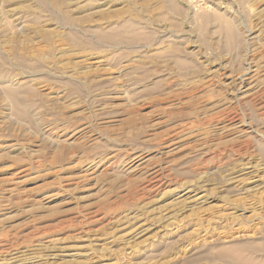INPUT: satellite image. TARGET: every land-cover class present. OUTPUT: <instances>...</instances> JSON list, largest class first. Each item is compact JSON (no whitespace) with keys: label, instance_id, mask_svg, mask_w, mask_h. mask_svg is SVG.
Listing matches in <instances>:
<instances>
[{"label":"rangeland","instance_id":"rangeland-1","mask_svg":"<svg viewBox=\"0 0 264 264\" xmlns=\"http://www.w3.org/2000/svg\"><path fill=\"white\" fill-rule=\"evenodd\" d=\"M260 104L264 0H0V264H264Z\"/></svg>","mask_w":264,"mask_h":264},{"label":"bare ground","instance_id":"bare-ground-1","mask_svg":"<svg viewBox=\"0 0 264 264\" xmlns=\"http://www.w3.org/2000/svg\"><path fill=\"white\" fill-rule=\"evenodd\" d=\"M245 49L247 50V47H245ZM245 50V51H246ZM248 52V51H247ZM246 56V55H245ZM257 67V66H256ZM255 69V68H254ZM254 69H253V72H254ZM251 72H252V70H251V66H250V64L249 63H247V66L246 67H244V69H243V73L242 74H239V75H237V76H235V78L233 79L232 78V76L230 77V75L229 74H227V73H222L221 74V76H223L224 78H226L227 80H230L228 83H226V81H223L222 82V84H224L223 86H225V87H228V89H226V90H229L230 92H235V93H237L240 89H242V88H244L245 87V90L247 89V91H249L250 89V86H252L253 84V82H254V79H252L253 78V75H250L251 74ZM252 72V73H253ZM217 78V77H216ZM257 80V79H256ZM221 84V85H222ZM252 84V85H251ZM246 86H247V88H246ZM259 87V86H258ZM251 92V91H250ZM261 93V92H260ZM247 94V93H246ZM242 95H244L245 96V94H242ZM249 95V94H248ZM260 95V94H259ZM258 95V96H259ZM262 95H263V93H262ZM11 97L12 98V100H14V101H17V97H15V93L13 92V91H10L9 92V95H8V97ZM261 96V95H260ZM238 97V94H234V95H232V98H237ZM251 97V96H250ZM10 98V99H11ZM256 98V97H255ZM254 98V99H255ZM261 98V97H260ZM243 99V98H242ZM246 99H247V97H246ZM253 100V99H252ZM246 101V100H245ZM260 101H261V99H260ZM12 103H13V101H12ZM17 103V102H16ZM244 103V102H243ZM246 103V102H245ZM244 103V104H245ZM258 104V103H257ZM262 105H264V104H260L259 106H261L262 107ZM257 106V105H256ZM19 107V106H18ZM251 107V106H250ZM249 107V108H250ZM254 108V107H253ZM22 110V109H21ZM24 111V110H23ZM255 111V110H254ZM19 112V111H18ZM252 112V111H251ZM20 114H21V112H20ZM24 115V114H23ZM235 116V115H234ZM235 119V118H234ZM238 119V118H237ZM239 121V120H238ZM244 121V120H243ZM250 123V122H249ZM240 124H244V126H248V122L246 121V122H242V123H240ZM232 126H230L229 128H232V127H238V123H233V124H231ZM239 129V128H238ZM246 129V131H247V129L248 128H245ZM180 130V129H179ZM244 130V129H243ZM181 131V130H180ZM237 131V130H236ZM235 131V132H236ZM249 131V130H248ZM239 132V131H238ZM250 132V131H249ZM177 133H179V132H177ZM170 142V141H169ZM173 142V141H172ZM169 144V143H168ZM173 145V144H172ZM169 146V145H168ZM263 164V163H262ZM159 166V165H158ZM250 166V165H249ZM247 167V166H246ZM253 167V166H252ZM161 169V168H160ZM251 169V168H250ZM252 171V170H251ZM162 172V171H161ZM252 173V172H251ZM144 174H147V176H146V178H147V181L145 182V183H148V185H150L149 183H151V185H152V182L153 183H155V184H157V183H159V181H161V174H160V172H159V170L158 169H156V168H154V169H147L146 170V172L144 173ZM249 174V173H248ZM164 177V176H163ZM166 178V177H165ZM253 179V178H252ZM165 181H167V180H165ZM154 184V185H155ZM150 185V186H151ZM156 186V185H155ZM154 187V186H153ZM157 187V186H156ZM198 198V197H197ZM198 200V199H197ZM222 219V218H221ZM132 220H134V219H132ZM131 220H129V222H130ZM262 221V220H261ZM264 221V220H263ZM142 223V222H141ZM131 224H133V223H131ZM137 224H138V222H137ZM232 224V223H231ZM142 225V224H141ZM132 226V225H131ZM136 226V225H135ZM224 226V225H223ZM142 227V226H141ZM257 227V226H256ZM259 227H261V225L259 226ZM133 228V227H132ZM264 228V227H263ZM207 229V228H206ZM261 229V228H260ZM256 230V229H255ZM264 230V229H263ZM132 231V230H131ZM259 231V230H258ZM257 231V232H258ZM263 232V231H262ZM258 235V234H257ZM240 237V236H239ZM246 237V236H245ZM235 239H236V237H235ZM234 239V240H235ZM259 239V238H258ZM260 240V239H259ZM260 244V243H259ZM262 244H264V243H262ZM256 247V246H255ZM261 247V246H260ZM262 247H264V245L262 246ZM258 248V247H257ZM2 249H5V248H2ZM264 249V248H263ZM263 249H261V250H263ZM6 250V249H5ZM256 251H258V249L256 250ZM5 252V251H4ZM260 252V251H259ZM2 253V252H1ZM1 253H0V255H1ZM7 253H8V251H7ZM252 254V253H251ZM259 254V253H258ZM254 256H255V254H254ZM264 256V255H263ZM251 257V256H250ZM257 257H259L258 255H257ZM261 257V256H260ZM264 258V257H263ZM262 258V259H263ZM250 259H252V258H250ZM260 260V259H259ZM261 261V260H260ZM262 262V261H261ZM237 264H238V262H237Z\"/></svg>","mask_w":264,"mask_h":264}]
</instances>
